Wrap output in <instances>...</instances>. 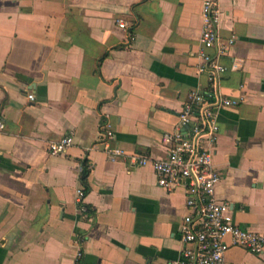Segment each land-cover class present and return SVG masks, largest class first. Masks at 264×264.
<instances>
[{
	"label": "crops",
	"instance_id": "0c3cea01",
	"mask_svg": "<svg viewBox=\"0 0 264 264\" xmlns=\"http://www.w3.org/2000/svg\"><path fill=\"white\" fill-rule=\"evenodd\" d=\"M202 2L0 0V264L180 258L183 192L160 188L149 166L110 160L99 137L106 123L127 155L165 157L163 134L208 83L196 72ZM218 5L219 35L233 39L220 92L239 104L218 112L215 197L239 226L264 234V0ZM68 134L67 153L50 155ZM226 260L264 264V252L232 248Z\"/></svg>",
	"mask_w": 264,
	"mask_h": 264
},
{
	"label": "built area",
	"instance_id": "2783aa9c",
	"mask_svg": "<svg viewBox=\"0 0 264 264\" xmlns=\"http://www.w3.org/2000/svg\"><path fill=\"white\" fill-rule=\"evenodd\" d=\"M219 0H203L202 29L199 39L196 72L207 76V86L192 90L173 131L162 136L166 155L162 159H150L139 155H127L114 145V133L109 124L100 131L99 144L110 160L124 159L130 168L151 167L160 188L171 193L181 190L186 213L181 220L179 239L183 245L180 258L171 264H229L227 252L240 248L255 255L264 252V234L239 226L233 219L228 203L215 197V189L223 180L213 163V149L219 136L218 112L234 107L239 101L220 92V79L226 72L220 58L233 44V39L223 40L219 35L221 12ZM118 26L125 29L126 24ZM30 100H34L29 95ZM4 128L0 121V131ZM73 144L72 134L50 143L52 156L64 155ZM84 190L78 189L76 204L85 216ZM81 254L78 252L77 257Z\"/></svg>",
	"mask_w": 264,
	"mask_h": 264
},
{
	"label": "trees",
	"instance_id": "16d2710c",
	"mask_svg": "<svg viewBox=\"0 0 264 264\" xmlns=\"http://www.w3.org/2000/svg\"><path fill=\"white\" fill-rule=\"evenodd\" d=\"M87 176H88V171L84 168L82 171V175H81V181L84 184V186H86V181H87Z\"/></svg>",
	"mask_w": 264,
	"mask_h": 264
}]
</instances>
